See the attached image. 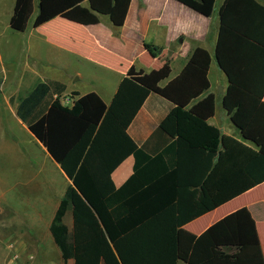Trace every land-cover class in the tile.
Wrapping results in <instances>:
<instances>
[{
	"label": "trees",
	"instance_id": "16d2710c",
	"mask_svg": "<svg viewBox=\"0 0 264 264\" xmlns=\"http://www.w3.org/2000/svg\"><path fill=\"white\" fill-rule=\"evenodd\" d=\"M131 1L37 0L34 16L35 0H16L10 26L25 32L32 16L34 29L57 17L93 25L106 15L120 28ZM177 1L210 17L217 0ZM145 45L153 57L161 54L160 48ZM216 59L229 81L223 106L244 142L257 149L236 179L260 185L264 183L263 3L225 0ZM211 62L210 53L198 48L183 73L165 87L161 82L170 76L168 65L149 73L135 67L128 71L133 81L177 105L159 127L175 141L156 154L136 144L95 92H73L74 104L66 106L59 98L67 89L65 84L38 81L28 95L19 98L18 118L71 182L50 225L65 263L102 264L107 234L122 264H177L180 260L264 264L256 221L246 207L199 236L184 230L186 224L216 208L206 185L225 143L221 130L208 124L215 115L216 96L209 94L187 109L210 89ZM189 76L196 80L189 82ZM183 88L189 91L184 99L178 94ZM55 94L59 97L53 99ZM130 156L135 159L133 174L116 188L112 174ZM69 206L72 232L64 223Z\"/></svg>",
	"mask_w": 264,
	"mask_h": 264
},
{
	"label": "crops",
	"instance_id": "0c3cea01",
	"mask_svg": "<svg viewBox=\"0 0 264 264\" xmlns=\"http://www.w3.org/2000/svg\"><path fill=\"white\" fill-rule=\"evenodd\" d=\"M259 1L264 4V0ZM224 3L225 0H217L213 15L207 17L177 0H132L126 21L120 28L106 15H100V23L93 25H80L57 17L35 29L42 34L45 42L57 51L43 48V44H34V47L29 44V48H33L35 54L42 58L40 50L44 49L53 63L56 60L66 64L74 62L78 65H88L90 70H94L95 74L99 75L96 76L100 82V85H96L99 91L94 89L85 93L80 92L72 79L69 81L59 79L57 76L59 72L52 67L51 74L46 76L48 80L38 81H58L65 84L66 91L60 97L58 94L54 97L73 99L71 96L73 92L79 95L97 93L136 144L150 154L162 151L175 141L159 127L177 105L133 81L128 76V71L135 67L149 73L168 65L171 70L170 76L161 82V86L165 87L183 73L198 48L207 50L212 58L208 72L210 89L200 99L191 101L187 109L205 96L214 94L216 111L208 120V124L221 130L225 143H222L221 156L206 181L209 191L215 198L216 208L186 224L184 230L199 236L227 215L246 207L256 221L264 256V183L251 185L248 181L236 179L237 175L241 176L245 164L257 149L244 142L222 102L229 81L217 62L216 48L220 31V10ZM13 12L14 8L11 17ZM146 43L154 48H160L161 54L153 57L146 48ZM75 75L78 77L76 82L85 76L81 70L75 72ZM189 79V82L196 80L195 76H189ZM200 81L199 76L197 87ZM178 94L184 99L189 91L183 88ZM63 104L72 106L68 103ZM19 121L23 123L20 119ZM30 134L34 137L31 132ZM134 163V157L130 156L115 169L112 179L116 188H120L131 177ZM59 204L56 203L55 209H58ZM64 223L69 232H72L71 206L67 209ZM103 240L102 264H122L107 234H104ZM62 261L64 264H74L73 260L65 263L62 258ZM177 264L188 263L180 260Z\"/></svg>",
	"mask_w": 264,
	"mask_h": 264
},
{
	"label": "rangeland",
	"instance_id": "374dc122",
	"mask_svg": "<svg viewBox=\"0 0 264 264\" xmlns=\"http://www.w3.org/2000/svg\"><path fill=\"white\" fill-rule=\"evenodd\" d=\"M14 5L15 0H0V264H64L50 224L56 203L71 182L19 121L16 109L19 98L28 95L39 79L48 80L51 67L59 79H72L82 93L99 91V75L84 64L56 60L54 65L44 49L37 48L43 58L36 55L29 44L57 51L33 29L38 2L25 32L9 25ZM80 70L85 76L76 82L75 72Z\"/></svg>",
	"mask_w": 264,
	"mask_h": 264
},
{
	"label": "built area",
	"instance_id": "2783aa9c",
	"mask_svg": "<svg viewBox=\"0 0 264 264\" xmlns=\"http://www.w3.org/2000/svg\"><path fill=\"white\" fill-rule=\"evenodd\" d=\"M56 98H58V97H56ZM60 100L62 101V103H66V104L68 103V104H71V105L74 104V100L72 98H65V99L60 98Z\"/></svg>",
	"mask_w": 264,
	"mask_h": 264
},
{
	"label": "water",
	"instance_id": "95a60500",
	"mask_svg": "<svg viewBox=\"0 0 264 264\" xmlns=\"http://www.w3.org/2000/svg\"><path fill=\"white\" fill-rule=\"evenodd\" d=\"M220 91L222 92V88L220 89Z\"/></svg>",
	"mask_w": 264,
	"mask_h": 264
}]
</instances>
